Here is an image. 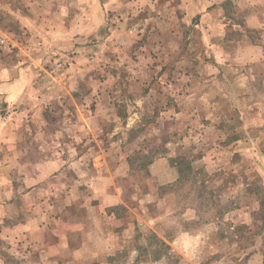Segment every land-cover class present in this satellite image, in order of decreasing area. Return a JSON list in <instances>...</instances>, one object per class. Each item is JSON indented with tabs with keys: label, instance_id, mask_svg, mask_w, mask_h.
<instances>
[{
	"label": "clouds",
	"instance_id": "obj_1",
	"mask_svg": "<svg viewBox=\"0 0 264 264\" xmlns=\"http://www.w3.org/2000/svg\"><path fill=\"white\" fill-rule=\"evenodd\" d=\"M0 264H264V0H0Z\"/></svg>",
	"mask_w": 264,
	"mask_h": 264
}]
</instances>
